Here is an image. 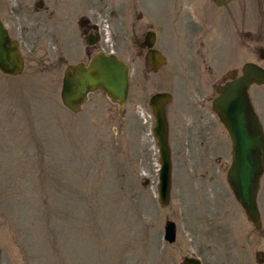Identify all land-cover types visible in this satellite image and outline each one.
Instances as JSON below:
<instances>
[{"label": "rangeland", "instance_id": "obj_1", "mask_svg": "<svg viewBox=\"0 0 264 264\" xmlns=\"http://www.w3.org/2000/svg\"><path fill=\"white\" fill-rule=\"evenodd\" d=\"M139 1L0 0V16L25 60L20 76L0 71V264H183L185 257L202 264H258L264 174L257 229L227 184L232 142L210 100L217 96L215 84L236 67L234 22L226 12L216 17L211 0H150V6H164L159 27L169 64L158 73L132 74L125 104L102 91L91 94L79 113L62 103L68 66L89 63L99 52L123 60L132 54L144 66L128 49L122 22L124 6ZM172 6L181 15H173ZM190 6H207L210 14L213 53L201 66L228 67L207 78L201 99L187 82L196 65L179 31ZM112 7L117 20L107 16ZM89 19L100 36L92 48L86 42L95 33ZM255 19L250 10V26ZM248 62L264 68L257 54L245 52ZM157 93L174 95L167 105L173 161L168 206L158 202L160 156L149 106ZM249 94L264 128V85H253ZM189 100L198 102L192 107ZM168 220L177 225L174 244L164 240Z\"/></svg>", "mask_w": 264, "mask_h": 264}, {"label": "water", "instance_id": "obj_2", "mask_svg": "<svg viewBox=\"0 0 264 264\" xmlns=\"http://www.w3.org/2000/svg\"><path fill=\"white\" fill-rule=\"evenodd\" d=\"M221 2L222 0H218ZM262 58H264V52ZM164 63L161 59L159 67ZM25 62L19 51L18 42L11 40L0 19V70L9 76L24 72ZM264 85V69L248 63L243 75L218 88L219 96L213 109L225 126L232 142V164L227 182L247 218L256 228H261L258 193L264 174V128L250 100L252 85ZM103 91L113 101L124 104L129 93L128 66L116 56L100 53L86 66H70L64 77L61 99L65 107L79 113L91 93ZM171 101L169 94H157L151 98L150 106L156 119L155 137L161 156L158 201L167 206L172 190V161L168 142V121L165 106ZM176 224L167 221L165 240L176 241ZM258 263H264V253H258ZM184 264H201L198 259L185 258Z\"/></svg>", "mask_w": 264, "mask_h": 264}, {"label": "flooded vegetation", "instance_id": "obj_3", "mask_svg": "<svg viewBox=\"0 0 264 264\" xmlns=\"http://www.w3.org/2000/svg\"><path fill=\"white\" fill-rule=\"evenodd\" d=\"M139 1V0H138ZM253 3L244 2V0H229L219 2L218 0H211V11L217 17L221 12H226L227 15L234 22L233 33L236 40V61L232 62L233 69L228 71V67L224 65L221 68H216V72L212 71L210 67H202L201 62H206L211 59L213 51L211 50V32L212 28L209 25L207 12V6H190L182 14L183 21L182 27L179 29L180 37L186 43V50L190 56L194 59L196 69L195 74H190L187 77V82L196 93L198 99H201L203 93L206 90L207 78L212 75H220L226 70L228 71L222 79L224 81L215 84V92L217 93L218 87L225 85L228 81L234 77H238L242 74L244 68L243 58L244 53L247 52L250 55L257 54V57L261 56V50H264V31L260 32L261 22L264 20V14H261V10L264 9V4L260 0H252ZM135 4V2H131ZM130 3V5H131ZM192 3V1H189ZM132 4V5H133ZM99 13V6H92ZM164 6H150V0H140L138 6H124V18L122 19L125 35L127 36L129 45L128 49H133L136 52V56L140 57V61L143 67H139L135 62L133 55L125 59L127 63L130 75L137 74L139 70L158 73L169 64L167 56L162 50V42L165 41L166 36L163 29L160 26V18L164 16ZM255 12V18L259 20L252 24L253 27L257 26L258 30L255 32L250 29L252 26L249 24V11ZM172 14L175 16L181 15V8L179 6L171 7ZM158 15V18H157ZM113 20H117L118 11L110 8L109 14H107ZM98 20L99 18H91ZM88 26L94 30L95 33L89 32L87 34V42L94 39L100 43V36L97 34V24L90 23ZM120 18L118 20V23ZM85 23V22H84ZM82 22V24H84ZM87 23V22H86ZM158 26V27H157ZM82 31L87 29V26H81ZM250 27V28H248ZM177 31V29H175ZM88 32V31H87ZM86 35V32H84ZM263 36V37H262ZM97 44H94L95 47ZM89 48H92L90 46ZM86 54V51H85ZM175 56L174 54H168ZM161 59L165 62L159 67ZM239 64H242L241 66ZM258 64V63H257ZM137 72V73H136ZM211 85V84H210ZM158 94V93H157ZM174 98V95L170 93ZM218 96V95H217ZM216 96V97H217ZM213 105L212 98H210ZM187 101V100H186ZM188 102H191L190 100ZM197 100L192 103V107L197 104ZM167 109V105H166ZM168 120L169 114L167 113ZM153 119V117H152ZM154 122V119H153Z\"/></svg>", "mask_w": 264, "mask_h": 264}]
</instances>
